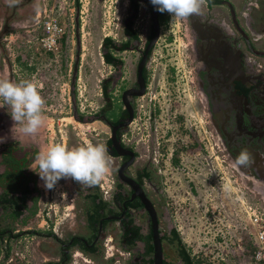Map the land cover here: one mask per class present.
Instances as JSON below:
<instances>
[{"label": "flooded vegetation", "instance_id": "flooded-vegetation-1", "mask_svg": "<svg viewBox=\"0 0 264 264\" xmlns=\"http://www.w3.org/2000/svg\"><path fill=\"white\" fill-rule=\"evenodd\" d=\"M116 2L114 38L100 43L109 69L100 79L99 103L88 114L72 104L75 119L106 127L99 144L113 161L111 169L91 187L70 179V200L44 203L40 146L0 120V264H25L16 245L34 239L39 264H188L184 252L199 264L201 257L190 253L168 219L156 157L166 146L156 127L162 114L144 98L152 83L156 89L158 58L168 60L172 71L182 66L171 51L180 44L179 25L197 105L223 160L250 187L257 181L264 194V0H205L200 15L183 19L158 12L150 0ZM157 46L165 52L155 56ZM243 149L254 160L246 168L235 163Z\"/></svg>", "mask_w": 264, "mask_h": 264}, {"label": "rangeland", "instance_id": "rangeland-1", "mask_svg": "<svg viewBox=\"0 0 264 264\" xmlns=\"http://www.w3.org/2000/svg\"><path fill=\"white\" fill-rule=\"evenodd\" d=\"M116 5V0H0V78L31 80L44 98V123L32 135L41 151L53 143L72 149L102 141L106 127L75 119L72 104L75 101L78 111L88 114L99 103L100 79L109 69L102 62L100 43L106 36L114 38ZM48 18H55L63 29L54 50L44 49L40 41ZM180 28L175 41L180 44L171 51L176 49L182 66L172 71L164 63L168 60L158 58L162 63L154 71L156 89L152 83L144 96L162 114L156 127L158 140L166 146L161 149L164 154L156 157L168 219L176 224L190 253L201 257L199 264H251L254 224L250 218L253 212L264 218V194L257 181L250 187L249 179L233 174L223 160L207 116L197 105L191 69L184 65L186 41ZM160 52L165 50L157 46L154 55ZM9 112L0 107V120L16 134L20 125L14 124ZM39 182L44 203L70 200V179H61L52 190L43 186L40 177ZM62 217L57 214L58 223ZM30 241L16 248L25 254V264L34 260L39 264L41 249L34 247L36 239Z\"/></svg>", "mask_w": 264, "mask_h": 264}, {"label": "clouds", "instance_id": "clouds-1", "mask_svg": "<svg viewBox=\"0 0 264 264\" xmlns=\"http://www.w3.org/2000/svg\"><path fill=\"white\" fill-rule=\"evenodd\" d=\"M160 13L167 12L171 17L183 19L201 14L205 0H150ZM45 100L31 80L12 81L0 78V107L10 109L9 115L20 132L26 136L36 134L44 123ZM3 138H0L2 142ZM37 171L43 186L52 190L61 179H71L86 186L98 185L110 171L113 161L103 144L88 142L84 145L67 148L53 143L37 157ZM237 167L246 168L254 163L247 149L241 150L235 158ZM259 258V257H258Z\"/></svg>", "mask_w": 264, "mask_h": 264}, {"label": "built area", "instance_id": "built-area-1", "mask_svg": "<svg viewBox=\"0 0 264 264\" xmlns=\"http://www.w3.org/2000/svg\"><path fill=\"white\" fill-rule=\"evenodd\" d=\"M42 28L40 41L43 48L46 50L56 49L63 31L62 27L55 18H48L43 21ZM250 220L254 224V230L252 231L253 248L250 261L251 264H264V218L261 213L253 212Z\"/></svg>", "mask_w": 264, "mask_h": 264}, {"label": "trees", "instance_id": "trees-1", "mask_svg": "<svg viewBox=\"0 0 264 264\" xmlns=\"http://www.w3.org/2000/svg\"><path fill=\"white\" fill-rule=\"evenodd\" d=\"M76 2H77V0H76ZM77 5H78V3H77ZM111 39H112V38H111L110 36H106V37L103 38L104 42H105V41H106V42H111ZM109 55L111 56L110 53L104 55L106 61H108L109 59H111V57H110ZM183 254H184V257L186 258L188 264H194V262L192 263V259L190 258V256H189L188 253H185V252H184Z\"/></svg>", "mask_w": 264, "mask_h": 264}, {"label": "crops", "instance_id": "crops-1", "mask_svg": "<svg viewBox=\"0 0 264 264\" xmlns=\"http://www.w3.org/2000/svg\"><path fill=\"white\" fill-rule=\"evenodd\" d=\"M262 8H263V5H262ZM253 14H254V13H253ZM23 250H24V249H23ZM47 250H48V249H47ZM35 252H36V251H34V253H33L31 256H34V255H35ZM32 261H33V259H32ZM35 262H37V260H36V261L34 260V263H33V264H35ZM26 264H27V263H26Z\"/></svg>", "mask_w": 264, "mask_h": 264}, {"label": "water", "instance_id": "water-1", "mask_svg": "<svg viewBox=\"0 0 264 264\" xmlns=\"http://www.w3.org/2000/svg\"><path fill=\"white\" fill-rule=\"evenodd\" d=\"M73 74H75V71H74V73ZM73 77H74V75H73Z\"/></svg>", "mask_w": 264, "mask_h": 264}]
</instances>
